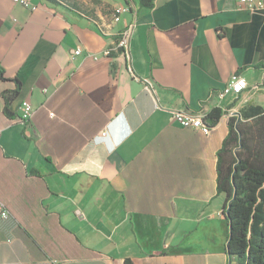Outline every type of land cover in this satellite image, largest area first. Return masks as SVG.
<instances>
[{"label":"crops","instance_id":"obj_1","mask_svg":"<svg viewBox=\"0 0 264 264\" xmlns=\"http://www.w3.org/2000/svg\"><path fill=\"white\" fill-rule=\"evenodd\" d=\"M31 1L0 0V264H237L218 167L230 118L264 108V11ZM128 26V54L104 55ZM235 73L249 87L221 96ZM215 108L208 135L172 118Z\"/></svg>","mask_w":264,"mask_h":264},{"label":"trees","instance_id":"obj_2","mask_svg":"<svg viewBox=\"0 0 264 264\" xmlns=\"http://www.w3.org/2000/svg\"><path fill=\"white\" fill-rule=\"evenodd\" d=\"M52 5H72L68 0H45ZM75 3V2H74ZM155 0H140L151 8ZM258 68V66H253ZM261 67L264 68V65ZM242 68L239 73L242 72ZM0 67V76L3 77ZM6 104L9 97L4 94ZM7 111V109H6ZM8 112V111H7ZM221 117L218 109L208 113L206 121L215 125ZM230 155L224 158L222 154ZM218 188L226 194L228 236L226 251L237 264H264V108L249 105L241 117L230 118V131L221 151ZM127 264H132L127 260Z\"/></svg>","mask_w":264,"mask_h":264},{"label":"built area","instance_id":"obj_3","mask_svg":"<svg viewBox=\"0 0 264 264\" xmlns=\"http://www.w3.org/2000/svg\"><path fill=\"white\" fill-rule=\"evenodd\" d=\"M17 3L23 4L27 7H35V4L31 0H14ZM239 6L246 8L248 10L257 11V10H263L264 11V0H238ZM127 8L118 9L115 12V20H120V14L122 11L126 10ZM132 34V28L131 26H128L127 29H125L120 34L119 42L117 43V46L115 47H108L105 50H103L104 55H110L111 52L115 49H121L126 55L129 51V43L130 38ZM83 53V50L81 47L76 48L73 50L72 58H75L77 55H80ZM93 58H98V55L91 54ZM264 89V83L262 84ZM249 87L247 79L238 73L233 74L229 84L226 86V88L220 92L219 94L221 96H224L227 93H231L234 96L238 97L241 93L244 92ZM149 90L153 91V86L149 83L148 87ZM21 116H20V122L27 126L30 121L32 120L34 114H35V108L31 104L29 100H24L21 104ZM207 113L205 112H190L187 110H172V118L174 121H176L180 126L185 128H191L193 130L201 131L204 134H210L213 125L206 121ZM102 135H106V131L102 132ZM78 216L80 218H84L85 215L80 210L77 212ZM10 216V210L8 209L5 202L0 199V217L1 218H8Z\"/></svg>","mask_w":264,"mask_h":264},{"label":"rangeland","instance_id":"obj_4","mask_svg":"<svg viewBox=\"0 0 264 264\" xmlns=\"http://www.w3.org/2000/svg\"><path fill=\"white\" fill-rule=\"evenodd\" d=\"M70 3H74V2H77V1H80V0H68ZM81 2V1H80Z\"/></svg>","mask_w":264,"mask_h":264},{"label":"water","instance_id":"obj_5","mask_svg":"<svg viewBox=\"0 0 264 264\" xmlns=\"http://www.w3.org/2000/svg\"><path fill=\"white\" fill-rule=\"evenodd\" d=\"M224 214L227 216L228 215V210H225Z\"/></svg>","mask_w":264,"mask_h":264}]
</instances>
